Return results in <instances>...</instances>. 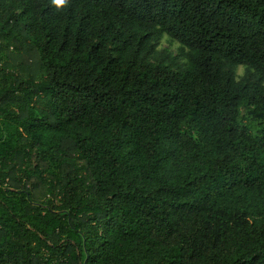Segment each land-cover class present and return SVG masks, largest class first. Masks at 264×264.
<instances>
[{
	"label": "trees",
	"instance_id": "16d2710c",
	"mask_svg": "<svg viewBox=\"0 0 264 264\" xmlns=\"http://www.w3.org/2000/svg\"><path fill=\"white\" fill-rule=\"evenodd\" d=\"M0 264H264V0H0Z\"/></svg>",
	"mask_w": 264,
	"mask_h": 264
},
{
	"label": "rangeland",
	"instance_id": "374dc122",
	"mask_svg": "<svg viewBox=\"0 0 264 264\" xmlns=\"http://www.w3.org/2000/svg\"><path fill=\"white\" fill-rule=\"evenodd\" d=\"M181 44L168 35H164L159 42V49H166L169 53L177 55L179 53ZM246 71V66L238 65L236 67V75L240 79Z\"/></svg>",
	"mask_w": 264,
	"mask_h": 264
},
{
	"label": "clouds",
	"instance_id": "9594fccd",
	"mask_svg": "<svg viewBox=\"0 0 264 264\" xmlns=\"http://www.w3.org/2000/svg\"><path fill=\"white\" fill-rule=\"evenodd\" d=\"M53 3L59 7H62L68 3V0H53Z\"/></svg>",
	"mask_w": 264,
	"mask_h": 264
}]
</instances>
